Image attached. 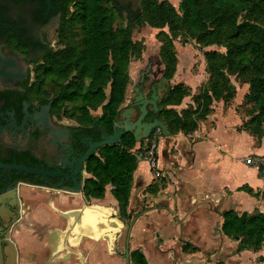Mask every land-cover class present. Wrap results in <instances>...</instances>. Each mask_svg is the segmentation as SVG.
Masks as SVG:
<instances>
[{
	"label": "trees",
	"instance_id": "trees-1",
	"mask_svg": "<svg viewBox=\"0 0 264 264\" xmlns=\"http://www.w3.org/2000/svg\"><path fill=\"white\" fill-rule=\"evenodd\" d=\"M141 7V25L158 30L159 57L167 81L176 71L173 42L177 36L185 35L203 47L225 49L204 53L208 78L198 94L191 96L183 83L171 85L161 99L163 109L152 116L165 121L170 135L191 134L210 115L214 102L232 103L235 89L228 75H237L249 86L241 106L252 104L238 129L259 143L264 136V0H181L179 14L158 0H141ZM57 40L61 46L34 69L30 91L43 102L51 101L52 116L73 120L86 132L97 122L112 135L127 99L128 67L133 56H140L142 45L132 40L131 26L113 24L103 0H69ZM190 96L191 105L174 109ZM136 144L133 134L126 132L120 143L98 148L87 160L88 177L82 188L87 201L103 199L110 186L120 217H130ZM242 189L253 194L248 187ZM147 190L155 194L159 188L150 185ZM222 218L223 235L239 242L240 251L264 249V212L249 215L229 210ZM195 250L189 244L183 247V251ZM133 258L135 264H147L137 250Z\"/></svg>",
	"mask_w": 264,
	"mask_h": 264
},
{
	"label": "flooded vegetation",
	"instance_id": "flooded-vegetation-1",
	"mask_svg": "<svg viewBox=\"0 0 264 264\" xmlns=\"http://www.w3.org/2000/svg\"><path fill=\"white\" fill-rule=\"evenodd\" d=\"M68 1L0 0V163L71 174L73 172L71 167L85 154L89 145L109 136L103 126L97 122L91 125V132L84 131L73 120L70 125L69 123L64 124L63 120L67 118H57L51 115V101L43 102L41 97H35L30 91L34 69L44 61L48 54L57 50V30L66 12ZM105 2L106 4L103 0L105 6L124 20L122 26L133 28L142 26L140 23L142 19L141 0H106ZM158 58L156 70L153 69V61L148 63L139 72L138 79L130 93H127V99L121 112L130 108L132 122L138 118L139 107L143 101L149 100L153 94L156 97L161 95V98L157 100V107L160 108L162 107L161 99L169 90V81L164 78V68L161 69L163 64L160 57ZM141 73H144L142 81ZM162 81H164L163 84ZM146 108L148 114L144 122H152L155 119L161 121L152 116L157 113L152 111V106L147 105ZM156 130H159L162 136L160 129H153L149 137ZM73 181L76 186H80L81 173H77L75 180H67L65 177L42 178V176L12 170L4 172L0 169V195L8 192L12 187H17L19 196L15 199L9 198V202L13 204L10 208L12 214L4 210L5 213L0 216L2 264L7 263L8 254L11 253L8 245L4 243L7 233L17 252L16 264H30L28 261L32 256H35L41 264H62L61 259L51 258L56 243L54 239L51 240V237L53 235V238L56 236V239H59L55 230L64 229L68 225L67 219L60 215L61 221L56 224L58 228H52L49 222L35 221L33 217L27 215L30 210H28L29 206L22 191L29 190L38 194L44 192L49 195L52 191L60 190L66 193L67 188H75ZM49 201L46 199L44 204L48 205ZM68 208L69 206L60 207L63 212L70 209ZM78 208L82 206H77L73 211L78 212ZM53 211L59 212L58 208ZM137 216L133 217L130 214L129 218H123L118 213L119 219L128 227L130 223L134 226L138 219ZM75 223L76 221L69 223V226L73 227L72 231ZM59 244L61 247L60 239ZM85 244L83 241L79 243L80 256L75 258L76 264H100L98 241L94 242L90 248H86ZM136 250L149 264L141 249L130 250V239L129 264H135L133 252ZM58 252L56 250L54 254ZM125 252L124 245V252H122L124 264H126ZM111 254L114 255L115 252Z\"/></svg>",
	"mask_w": 264,
	"mask_h": 264
},
{
	"label": "crops",
	"instance_id": "crops-1",
	"mask_svg": "<svg viewBox=\"0 0 264 264\" xmlns=\"http://www.w3.org/2000/svg\"><path fill=\"white\" fill-rule=\"evenodd\" d=\"M189 88L191 93L195 92L197 85ZM212 109L207 120L198 123L193 133L185 135L179 132L168 137L160 135L157 164L162 176L156 178L157 182L154 181V174L150 175L138 166V161H145L137 155L128 212L134 215L143 209L138 213L133 232L140 237L153 233L156 242L153 247L143 240L131 239L130 246L132 249H141L149 264H163L167 251L178 254L182 262L186 261L187 264H207L202 255L220 253V246L227 238L221 230L224 212L233 210L242 214L257 208L264 212V199L261 198L264 181L255 167L242 161L249 155H264V136L256 143L254 137L239 130L242 119L232 105L214 102ZM146 168H149L148 164ZM150 185L159 188L157 193L151 194L147 190ZM243 187L250 188L253 194L259 193V196L246 192ZM22 194L30 210L27 215L40 223L49 222L52 228H58L56 224L61 221L60 215L75 212L73 209L77 206H82L77 210L79 213L87 207L82 192L72 194L60 190L52 191L49 195L24 190ZM46 199L50 200L48 205L44 204ZM97 202L103 209L113 210L108 212V217L113 218L117 201L110 190L109 194L106 192L105 197ZM59 206H69L70 209L63 213ZM53 208L60 211H55L56 214ZM78 212L72 216L71 221L73 218V222L76 221ZM72 228L68 222L64 229H54L62 246L57 254H54L56 250L53 251L51 258L61 259L62 264H76L75 258L80 256V242H85L86 248H90L88 241L91 237L80 236ZM107 233L112 234L111 242L102 237L91 239L92 244L98 241L99 251L101 239L112 246L115 232ZM187 244L196 250L183 251ZM30 258L28 263L41 264L35 256Z\"/></svg>",
	"mask_w": 264,
	"mask_h": 264
},
{
	"label": "rangeland",
	"instance_id": "rangeland-1",
	"mask_svg": "<svg viewBox=\"0 0 264 264\" xmlns=\"http://www.w3.org/2000/svg\"><path fill=\"white\" fill-rule=\"evenodd\" d=\"M159 2H165L168 5H170L174 11L179 14L180 12V2L181 0H158ZM72 4H70V7ZM112 15V22L115 26H122L124 23V20L122 18H119L114 11L111 10ZM166 30V29H165ZM158 30L151 28L148 24H143L140 28H133L131 27V35L132 40L134 42H137L142 45V51L139 57L133 56L131 59V62L128 67V74L130 77V84L128 86L127 93L129 94L132 90V86L135 84V82L138 79V74L141 70L145 68V66L153 61V69L156 70L157 65L159 61V47L160 43L158 41L157 37ZM182 35V34H181ZM177 36L174 38L173 47L176 53L177 57V65H176V71L173 76V78L168 82L171 85L177 84V83H184L188 87H194L197 85V89H195V92L192 91V95L198 94L200 88L204 85L208 78V74L205 70V58L204 53L208 51L217 50L219 52H225V49L221 46H208L203 47L195 43L193 40L188 39L183 36ZM57 49L59 48V43H57ZM163 66H161V69ZM229 83L234 87L235 89V96L232 100V107L237 111V113L241 116L242 121L247 119L246 112L248 109L251 108L250 103L244 104L243 107L241 104L243 103V99L245 94L249 91V86L247 83L241 81L237 75H228ZM197 83V84H196ZM191 97H187L185 100H183L182 104L178 107H175L177 111H180L182 108H186L188 105H191ZM100 110L95 113L99 114ZM207 120V119H206ZM64 124H68L71 122L70 119L63 120ZM158 134H156L157 136ZM157 142L160 140V137H156ZM146 141L139 142L135 145L134 149L132 150L137 157L138 152L141 148H143L146 144ZM146 166H145V165ZM138 166L142 169L148 172V174H154L153 171H148L147 164L145 162L138 161ZM88 175L86 176V178ZM154 178V176H153ZM154 181L157 182V179L155 178ZM24 189V188H23ZM111 189L110 186H107L106 192L109 194V190ZM83 194V193H82ZM84 197V196H83ZM85 199V197H84ZM145 203V201H144ZM100 204L97 202L96 199H89L87 201L85 199V205L86 206H93ZM103 204V203H102ZM105 205V204H103ZM81 210V209H80ZM79 210V211H80ZM143 210V209H142ZM142 210H138L137 213L133 215L137 216L139 212ZM262 212L258 208L251 212H246L249 215L255 214L256 212ZM79 213V212H78ZM113 218L117 219L120 223H122V228L114 233L112 246L110 247L109 244L107 245L106 241L101 239L99 241L100 246V264H124V260H122V252H124V245H125V237L127 233V224L122 222L118 217V210H116L115 215H113ZM75 218H73L74 221ZM71 221V222H73ZM135 225V224H134ZM143 240L145 243L150 244V246L155 245L156 238L153 233H147V235H144L142 237L138 236L137 233L133 232V229L130 234V240ZM228 240V241H227ZM89 246H92V240L89 241ZM161 242V241H160ZM221 243V242H220ZM108 246V247H107ZM220 253H208L205 255H202L203 260L207 264H216L220 262L221 264H264V249H261L257 252H255L252 249H245L240 251L239 248V242L233 241L231 239L226 238V241L223 242L220 246ZM69 249H71L69 247ZM73 249V248H72ZM77 249V248H75ZM135 249V248H134ZM130 250H133L130 246ZM70 251V250H69ZM109 252H115L114 255L110 254ZM157 253V251L155 252ZM165 260L163 264H187L186 261L182 262L180 259V256L178 254H172L168 251L164 254ZM184 257V256H181ZM184 259V258H182Z\"/></svg>",
	"mask_w": 264,
	"mask_h": 264
},
{
	"label": "water",
	"instance_id": "water-1",
	"mask_svg": "<svg viewBox=\"0 0 264 264\" xmlns=\"http://www.w3.org/2000/svg\"><path fill=\"white\" fill-rule=\"evenodd\" d=\"M105 1L106 0H104V3L106 4ZM140 76H141V81H142L144 78V73H141ZM163 83H164V81H162V84ZM159 98H161V95L156 97L153 94L149 100L143 101L139 107V113L140 114H139L138 118L133 122H132V115H131L132 111L130 108L125 110L124 112H121L119 117H121L122 119H118L115 122V124L113 126V134L111 136L103 137L102 141L90 144L87 151L85 152V154L83 156H81L77 160V162L74 164V166H73L74 170H73V167H71L72 171H73V172H71V174L61 173V172H50V171H44L42 169H37V168L25 167L23 165L3 164V163H0V169L4 172H6L8 170H12V171H17V172L24 173V174H32L35 176H42V178H44V177H65L67 180H69V179L75 180V176L77 175V173H81V175H82L81 185L76 186V183L73 181L75 183V188H67L65 190L67 193H72V194L81 193L82 188H83V183L86 179L85 175L87 174L86 170H85V164H86L87 160L91 157V155L93 153H96L98 148H101L103 146H108V145L120 143L121 142V136L125 132H131L137 143H139L141 140L147 139L150 136L153 129H160L163 137L170 136V133L167 130V126H166L165 121H163V120L160 121L157 119L153 120L152 122H144L143 121L145 116L148 114V111L146 108L147 105L152 106L153 112H158L159 110L163 109V107H160V108L157 107V100ZM9 198H13V199L19 198L17 187H12V188H10V190H8V192L0 195V216H2V214L5 213L4 210H7V211H9L10 214H12V211L10 208L13 207V204L11 202H9ZM80 216H81V213H79V215L76 219L75 225L77 224L78 220L80 219ZM132 227H133V223H130V225L127 229V233H126V240H125L126 252L124 255L126 264H129V239H130ZM91 239H93V238H91ZM4 243H6L8 245V248L11 252L8 254L9 258H8V261L6 264H16L17 252L14 248L13 242L9 238V233H7L5 235ZM2 260H3V254H2V247H1V241H0V264H2Z\"/></svg>",
	"mask_w": 264,
	"mask_h": 264
},
{
	"label": "bare ground",
	"instance_id": "bare-ground-1",
	"mask_svg": "<svg viewBox=\"0 0 264 264\" xmlns=\"http://www.w3.org/2000/svg\"><path fill=\"white\" fill-rule=\"evenodd\" d=\"M113 211V210H109ZM108 210L103 209L99 205H93L91 207L83 208V212L78 220L77 224L73 229L78 235L88 236L91 238H105L109 242H111L112 234H108V231L116 232L122 228L121 223L115 218H109ZM64 213V212H63ZM76 212L65 213L64 217L68 219V222H71L72 216H74ZM54 234V233H53ZM53 235L51 240H53ZM56 243L54 244L53 251L58 250L60 248L59 239L53 240Z\"/></svg>",
	"mask_w": 264,
	"mask_h": 264
},
{
	"label": "built area",
	"instance_id": "built-area-1",
	"mask_svg": "<svg viewBox=\"0 0 264 264\" xmlns=\"http://www.w3.org/2000/svg\"><path fill=\"white\" fill-rule=\"evenodd\" d=\"M156 134L159 135V130H156V132L151 136L148 137L146 140V144L143 148L140 149L138 152V157L141 160H144L151 171H153L155 178L161 177V171L158 169L157 164V146L158 142L156 137ZM145 140V141H146ZM246 165L255 167L258 170L259 177L264 181V155L260 156H246L242 160Z\"/></svg>",
	"mask_w": 264,
	"mask_h": 264
}]
</instances>
